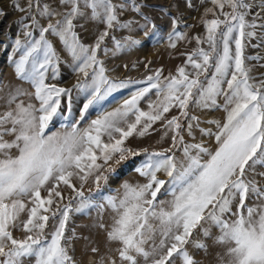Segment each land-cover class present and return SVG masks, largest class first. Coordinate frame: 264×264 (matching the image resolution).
<instances>
[{
    "label": "snow or ice",
    "instance_id": "obj_1",
    "mask_svg": "<svg viewBox=\"0 0 264 264\" xmlns=\"http://www.w3.org/2000/svg\"><path fill=\"white\" fill-rule=\"evenodd\" d=\"M185 2L192 6L190 0ZM211 4L202 18L206 35L193 38L197 47L177 74L164 76L163 69L149 68L151 74L142 81L110 77L98 57L101 51H113L101 47L109 30L133 25L132 20L120 19L124 10L130 7L143 14L145 5L138 0H56L55 4L25 0L13 5L25 13L20 23L29 38L15 40L21 55L13 64L16 75L34 92L20 87L10 91L8 109L0 114V264H25L27 259L34 264H77L69 247L77 238L68 227L71 214H89L93 209L102 214L106 205L116 213L107 237L120 244L121 264H174L175 258L181 264H200L187 248L197 226L206 238L214 235L212 228L219 230L214 242L224 248L220 264H264V183L257 179L264 178V172H255L256 165L264 166V78L253 76L246 63L261 58L245 56L246 41L257 35L256 28H264V0H211ZM256 8L259 11L253 15ZM209 14L214 18L208 19ZM80 20L106 25L94 45L81 41ZM173 23L167 40L175 48L177 41L189 37L179 30L178 18ZM148 26L145 16L140 27ZM151 27L155 30L156 25ZM49 36L62 41L72 71L83 76L73 85L84 97L78 118L72 113L73 88L46 82L59 76L62 62ZM112 39L115 51L141 43ZM205 43L207 48L201 46ZM129 84L143 86L118 107L103 108L113 93ZM153 93L155 101L149 98ZM23 96L30 102L25 104ZM61 97L67 100V115ZM146 98L148 110L140 107ZM190 104L222 108L224 122L208 121L216 125L215 132L201 128L199 117L189 113ZM94 108L101 111L91 119ZM173 108L180 114L168 118ZM56 118L61 130L52 131ZM157 122L162 123L164 136L171 133L170 148L137 151L128 146L129 138L158 131ZM196 129L202 136H214L217 147L213 150L203 141L186 143L185 134L195 138ZM176 150L182 151V158ZM138 156L144 158L135 171L147 182L126 181L119 198L103 195L101 185L117 174L112 165ZM90 181L95 193L84 190ZM62 186L70 190L67 198ZM158 194L171 198L159 199ZM253 199L257 203H250ZM15 231L23 232V237ZM193 243L207 250L205 242Z\"/></svg>",
    "mask_w": 264,
    "mask_h": 264
},
{
    "label": "rangeland",
    "instance_id": "obj_2",
    "mask_svg": "<svg viewBox=\"0 0 264 264\" xmlns=\"http://www.w3.org/2000/svg\"><path fill=\"white\" fill-rule=\"evenodd\" d=\"M17 2L23 5L25 0H0V114L8 109L6 100L10 91L20 87L28 93L34 92L29 82L21 80L16 75L13 64V60L19 59L21 55V52L16 50L15 40L17 38H20L22 41L29 39L25 36L20 23L25 13L13 7ZM47 2L55 4L56 0H47ZM124 2L126 0H114V3ZM138 2L145 5L143 14L135 12L130 7L124 10L120 15V19L122 21L132 20L134 21L133 25L128 29L115 28L109 30V35L105 38L101 47H107L113 51L107 53L101 51L98 53L99 59L104 61L105 67L109 70L107 75L119 80L142 81L147 75L151 74L149 68L152 70L163 69L164 76H168L169 73L176 75L177 69L185 64L187 54L197 47V42L193 38L197 35L201 37L206 35V27L202 23V18L205 15V9L212 7L211 0H190L192 6H189L185 0H138ZM225 11H229V9L225 8ZM256 11H259V9H254L253 15ZM145 16L149 18V26L147 29H142L140 26L145 24ZM174 18L179 19V30L185 32L189 40H179L176 42V47L172 48L167 40V34L173 30ZM207 18L212 19L214 17L209 14ZM248 19L251 20L252 16ZM152 23L156 25L155 30L151 27ZM79 25H82V27H77L80 39L88 45H94L99 34L106 28L105 24L92 20H80ZM255 31L257 35L246 41L245 56L261 58L246 61L253 70L252 75L260 79L264 78V28L258 27ZM36 35L38 38V32ZM113 36L121 42L131 38L141 43L131 48L115 51ZM48 38L53 41L62 62L59 66V76L46 82L55 84L58 87L73 88L77 80L83 79V76L72 71L70 67L71 56L65 50L62 41L57 37L49 36ZM201 46L208 47L206 43ZM146 64H148V68L145 67ZM188 70L191 71L190 68ZM49 77H51V70L49 71ZM142 86L140 84H129L126 88L118 89L105 101L103 108L110 111L118 107L124 99L129 98L137 88ZM149 98L153 101L156 100L154 93ZM20 99L24 100L25 104L30 102L28 96L20 97ZM147 101L148 98L140 102V107L144 110H148ZM31 102L38 104L34 99ZM219 102L223 103V97L219 99ZM83 103V95L73 88L72 113L74 118L79 117ZM12 107H15V105H12ZM61 109L67 115V100L65 97H61ZM100 111L101 108L90 109V118L95 119ZM189 113L190 115L199 117L201 128H211L213 132L217 130L216 125L208 123V121L220 120L223 123L226 116L222 108L202 109L193 104L189 105ZM179 114V109L173 108L166 115H168V118H171ZM60 124L61 121L58 118L54 119L53 124L50 125L51 130H61ZM154 128L158 129V131L151 132L145 137L133 136L129 138L127 142L128 146L137 151L142 149L162 151L170 148L172 145L171 133L168 136H164V128L161 122H157ZM6 139H11V137H6ZM201 141H203L205 146L213 150L217 147L215 137L202 136L199 129L195 130V138L185 134L186 143H200ZM13 153H15V150H13ZM176 156L182 158V151L176 150ZM143 158V156H138L134 159L129 158L128 160L121 161L118 165L113 164L112 166L116 169L117 174L109 176L107 185H101L103 195L121 197L123 195L122 185L126 181L133 185L146 183L147 179L135 171V167ZM204 159H207V157L205 156ZM255 172H264V166L256 165ZM158 176L161 179H167L164 173H158ZM257 179H260L264 183V178L257 177ZM73 182L78 184L75 180ZM84 190L86 193L89 190L94 193L96 192L95 185L91 181L85 185ZM63 191L67 198L70 190L63 188ZM44 194L42 192V195ZM158 198L167 200L171 197L159 196L158 194ZM99 202L103 203V201ZM250 203L255 204L257 201L253 199ZM115 216L116 213L107 205L102 214H98L95 209L89 214H71L68 227L75 230L77 238L70 242L69 247L70 255L74 256L77 264H112L113 260H115L116 264H121L117 251L120 244L110 241L107 237V232L110 230ZM22 219H26V216L22 217ZM100 224H104L105 227H99ZM204 227H209V225L204 224ZM211 230L214 235L211 238H206L203 235V228L197 226L193 230L190 243L187 245L190 253L195 256L200 264H220L219 257L224 252V248L214 242L215 235H218L219 230L215 228ZM14 235L22 238L24 233L15 231ZM66 235L71 236L72 232L67 231ZM158 240L159 238L157 242ZM194 241L205 242L208 245L207 250L197 249L193 243ZM93 248L98 249V251L93 252ZM25 264H34V260L27 259ZM174 264H181V260L175 258Z\"/></svg>",
    "mask_w": 264,
    "mask_h": 264
}]
</instances>
